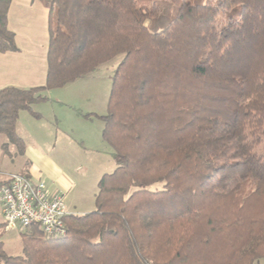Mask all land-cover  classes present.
<instances>
[{
	"label": "trees",
	"instance_id": "trees-1",
	"mask_svg": "<svg viewBox=\"0 0 264 264\" xmlns=\"http://www.w3.org/2000/svg\"><path fill=\"white\" fill-rule=\"evenodd\" d=\"M41 87L0 89V136L19 114L121 56L101 138L115 170L66 235L20 232L0 264H258L264 259V0H37ZM0 0V54L17 51ZM8 144L2 145L4 153Z\"/></svg>",
	"mask_w": 264,
	"mask_h": 264
},
{
	"label": "rangeland",
	"instance_id": "rangeland-1",
	"mask_svg": "<svg viewBox=\"0 0 264 264\" xmlns=\"http://www.w3.org/2000/svg\"><path fill=\"white\" fill-rule=\"evenodd\" d=\"M49 21L55 27V14ZM121 58L100 66L87 77L45 92L47 100L32 107L37 117L28 111L20 112L16 132L29 148L27 155L19 154L0 136V144H8L11 154L7 174L28 177L35 165L37 177L43 182L57 177L59 170L72 182V190L64 196L65 209L71 213L94 211L98 181L116 167L101 133L112 76ZM2 231L0 240L8 256H21L19 232L8 228ZM258 264H264V259Z\"/></svg>",
	"mask_w": 264,
	"mask_h": 264
},
{
	"label": "crops",
	"instance_id": "crops-1",
	"mask_svg": "<svg viewBox=\"0 0 264 264\" xmlns=\"http://www.w3.org/2000/svg\"><path fill=\"white\" fill-rule=\"evenodd\" d=\"M47 19H49V8L43 2L37 0H11L7 14V28L15 36L17 51L0 54V89L6 87L29 89L44 86L49 40V20L47 21ZM2 145L0 144V183L8 175L7 172H9L11 165V162H9L11 154L8 148L7 152L4 153ZM25 147L24 155H27L29 148L27 145ZM34 166L30 170L28 177L32 178L33 181H41L37 177L39 173H36ZM43 183H45L50 192L61 193L64 196L72 190V182L60 170L57 172V177L52 180H46ZM66 211L68 215L81 216L87 214L82 212L71 213L69 209ZM2 219L0 208V237L3 233L2 230L7 229ZM0 242L2 243L3 251L8 256L4 241L0 240Z\"/></svg>",
	"mask_w": 264,
	"mask_h": 264
},
{
	"label": "built area",
	"instance_id": "built-area-1",
	"mask_svg": "<svg viewBox=\"0 0 264 264\" xmlns=\"http://www.w3.org/2000/svg\"><path fill=\"white\" fill-rule=\"evenodd\" d=\"M0 208L8 229L24 232L38 227L48 239L66 235L64 195L50 192L41 181L20 174L6 175L0 183Z\"/></svg>",
	"mask_w": 264,
	"mask_h": 264
}]
</instances>
